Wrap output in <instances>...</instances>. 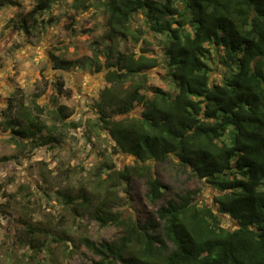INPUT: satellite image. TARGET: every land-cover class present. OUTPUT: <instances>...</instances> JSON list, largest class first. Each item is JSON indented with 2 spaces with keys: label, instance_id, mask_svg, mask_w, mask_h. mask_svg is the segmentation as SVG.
I'll return each instance as SVG.
<instances>
[{
  "label": "trees",
  "instance_id": "trees-1",
  "mask_svg": "<svg viewBox=\"0 0 264 264\" xmlns=\"http://www.w3.org/2000/svg\"><path fill=\"white\" fill-rule=\"evenodd\" d=\"M53 1L37 0L18 24L13 20L14 27L40 36L47 22L39 17ZM16 5L0 0V8ZM105 6L111 46L97 50L88 63L96 72L108 71L110 85L96 104L97 127L107 131L113 154L131 156L133 165L117 169L105 162L90 195L81 194L77 202L66 198L78 217L87 215L117 232L99 244L84 239L95 256L90 264H264V0H107ZM139 13L150 37L133 29ZM141 39L158 42L159 54L113 48L118 41ZM161 58L172 90L148 85ZM54 59L57 70L72 64ZM218 71L219 81L213 77ZM56 88L71 96L62 78ZM53 106L55 125L78 128L68 122L72 109L56 99ZM33 108L37 115L15 100L3 112L6 125L24 141L45 127L39 122L44 108ZM40 140L59 142L52 135ZM162 165L216 190L214 204L199 201L200 189L167 197L170 187L156 173ZM135 179L145 181L151 203L163 201L145 219L120 211L132 201ZM7 195L0 184V197ZM224 217L235 228H224ZM39 232L28 226L18 240L39 253L47 247Z\"/></svg>",
  "mask_w": 264,
  "mask_h": 264
},
{
  "label": "rangeland",
  "instance_id": "rangeland-1",
  "mask_svg": "<svg viewBox=\"0 0 264 264\" xmlns=\"http://www.w3.org/2000/svg\"><path fill=\"white\" fill-rule=\"evenodd\" d=\"M13 1L18 5L0 8V184L8 194L0 197V205H5V213L0 209V264H90L95 256L84 239L99 244L113 240L117 232L112 227L101 228L87 215L78 217L66 198L71 196L77 202L81 194L90 195L97 170L105 162L115 163L117 169L133 165L131 156L113 154L107 131L97 127L96 104L102 90L110 85L105 79L108 71L96 72L88 63L97 50L111 46L105 38L107 0H54L39 17V21L47 22L40 36H27L13 24V20L18 24L37 0ZM132 26L144 31L145 38L151 36L141 13L135 15ZM160 47L151 39L148 43L142 39L137 43L122 40L113 46L116 51L140 54L147 49L156 55ZM54 57L72 64L57 70ZM161 60V66L149 75L148 85L172 90ZM213 77L219 81L221 72ZM60 78L70 97L58 94L56 83ZM54 99L73 110L68 122L78 128L55 125ZM15 100H23L33 116L37 115L33 105L44 108L39 122L45 127L34 140L20 139L6 125L3 112ZM50 135L59 142L41 145V137ZM156 173L161 183L170 187L167 197L181 189H200L199 201L213 205L218 195L198 180L179 174L171 165L157 167ZM131 185L132 201L120 211L142 219L153 216L163 201H149L144 180L135 179ZM117 196H124L121 188ZM28 226L40 230L47 244L43 251L37 253L20 244L18 236ZM223 227L235 225L224 217Z\"/></svg>",
  "mask_w": 264,
  "mask_h": 264
}]
</instances>
